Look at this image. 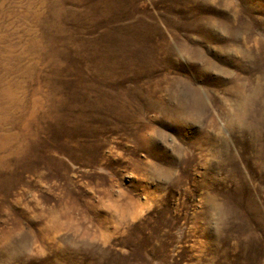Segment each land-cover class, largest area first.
Returning <instances> with one entry per match:
<instances>
[{"label": "rangeland", "instance_id": "rangeland-1", "mask_svg": "<svg viewBox=\"0 0 264 264\" xmlns=\"http://www.w3.org/2000/svg\"><path fill=\"white\" fill-rule=\"evenodd\" d=\"M0 264H264V0H0Z\"/></svg>", "mask_w": 264, "mask_h": 264}]
</instances>
